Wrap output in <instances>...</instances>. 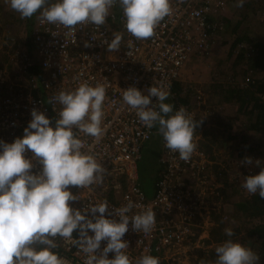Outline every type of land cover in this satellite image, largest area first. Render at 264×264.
<instances>
[{
  "label": "clouds",
  "instance_id": "obj_1",
  "mask_svg": "<svg viewBox=\"0 0 264 264\" xmlns=\"http://www.w3.org/2000/svg\"><path fill=\"white\" fill-rule=\"evenodd\" d=\"M7 2L21 18L37 15L41 23L70 30L80 24H105L110 10L118 4L125 29L136 39L152 37L157 25L173 12L172 0ZM244 3L235 0V7ZM121 39V34L114 33L108 50L119 49ZM107 87V83L82 81L75 88L61 89L49 100L60 105L54 124L44 112L33 108L21 137L12 142L0 139V264H66L56 251L57 237L78 247L84 254L83 264H160V258L147 251L138 258L130 257L128 241L123 239L130 222L135 232L152 231L156 213L151 207H141L129 199L109 212L107 200L82 209L71 203L77 196L70 186L87 188L103 182L105 168L90 147L84 151V141L74 129L95 141L101 138ZM169 97V86L163 82L149 86L146 94L135 86L122 92L123 102L135 110L140 123L157 127L164 146L188 161L197 148L194 133L200 121L194 120L184 106L176 108L168 102ZM29 152L31 155H26ZM253 163L260 170L244 176L242 187L264 198V166L251 157L242 160L245 165ZM37 164L40 167L33 172ZM224 233L227 238L215 246L217 255L211 264H257L259 255L232 239L231 227Z\"/></svg>",
  "mask_w": 264,
  "mask_h": 264
},
{
  "label": "built area",
  "instance_id": "obj_2",
  "mask_svg": "<svg viewBox=\"0 0 264 264\" xmlns=\"http://www.w3.org/2000/svg\"><path fill=\"white\" fill-rule=\"evenodd\" d=\"M227 5V0H172V14L147 39H136L125 29L118 4L110 10L105 24L99 26L86 23L70 30L59 24L41 23L36 16L31 40L40 74L29 73L33 56L21 51L16 60L26 85H18L20 88L15 91V84L0 83V139L6 142L23 135L33 108L44 112L54 124L60 105L49 100L59 90L75 88L82 81L108 84L101 138L95 141L74 129L84 141V151L90 147L105 168L103 182L87 188L70 186L77 196L71 203L82 209L107 200L109 212L129 199L141 207H151L156 213L152 231L135 232L130 222L123 237L128 241L127 252L132 258L147 251L161 260L167 251L191 243L201 231L207 197L214 196L215 185L203 176L206 167L199 147L188 161L180 159L178 153L164 146L157 127L147 128L140 123L135 110L123 102V89L135 86L146 94L149 86L163 82L169 86L168 102L176 108L184 106L195 119L193 112L177 99L174 85L181 81L189 59L205 53L209 42L215 40L225 25ZM114 33L121 34L122 39L119 49L110 51L108 44ZM153 138H158L157 163L161 168L153 179L151 192L146 194L138 163L144 147ZM39 167L37 164L32 171H38ZM77 234L74 231L73 236ZM56 239V251L66 264H83L84 254L77 246ZM104 244L102 241L101 248ZM112 255L109 253L110 258Z\"/></svg>",
  "mask_w": 264,
  "mask_h": 264
},
{
  "label": "rangeland",
  "instance_id": "obj_3",
  "mask_svg": "<svg viewBox=\"0 0 264 264\" xmlns=\"http://www.w3.org/2000/svg\"><path fill=\"white\" fill-rule=\"evenodd\" d=\"M227 2L226 17L223 19L225 25L218 31L215 40L209 42L205 53L189 59L183 69L181 81L177 82L178 87L174 91L177 99L195 116H203L206 130H211L205 134L202 127L194 133L195 142L203 155L201 161L206 167L203 176L208 177L215 187H220L222 181H219V176L224 169V176L233 184L234 194L246 200L251 194L242 187L244 176L259 172L260 167L255 163L242 164V160L251 157L253 162L259 160L264 166V130L257 131L250 128V123L255 118V110L252 109L251 104L241 107L238 101L222 99L220 96L222 91L217 92L216 85L233 83L235 78L240 76L237 82L248 91L249 95L264 94L256 92L257 81L264 80V70L251 66L248 60L252 51L251 44L243 39L236 46H232L236 37L240 38L244 35L255 42L259 40L264 42V0H245L243 7H235V0H227ZM10 9L7 0H0V83L15 84L17 86L15 91H18L20 88L18 85H26V80L20 74L16 57L21 51L35 56V49L32 48L33 53L25 50L28 39H31L34 18L33 20L32 17L21 18L17 13L6 19L4 13ZM27 27L30 28L29 34ZM240 52L243 53V58L237 61ZM2 55H7L8 60L1 61ZM233 72L238 76L232 75ZM246 77L249 80H246ZM250 109L254 114L250 113ZM151 145L153 148L156 147ZM143 154L145 157V152ZM152 159L153 157L148 155V160ZM144 167L145 161L140 160L138 168L142 175L141 183L145 193L149 194L152 184L144 176L146 173ZM147 177L149 178V173ZM222 196L219 192L217 195V191L214 190V196L207 197L203 226L198 236L189 244L167 251L160 261L165 260L167 264H197V260L201 259L204 260L203 264H211L213 255L208 250H214L218 243L227 238L224 233L225 228L241 227V231L232 237L234 240H239L250 220L242 218L233 205ZM214 217L220 218L223 227L218 226ZM216 225L217 231L213 232L211 228ZM219 233L222 234V240L218 242L208 240L212 235L216 236ZM239 241L241 242V238ZM243 244L253 250L258 248L257 244L248 239ZM257 264H264V253L259 255Z\"/></svg>",
  "mask_w": 264,
  "mask_h": 264
},
{
  "label": "trees",
  "instance_id": "obj_4",
  "mask_svg": "<svg viewBox=\"0 0 264 264\" xmlns=\"http://www.w3.org/2000/svg\"><path fill=\"white\" fill-rule=\"evenodd\" d=\"M17 13L18 12L10 9L8 12H5L4 15H5V18L8 19V17L11 18L14 14H17ZM36 16L37 15H33L32 20L33 18L35 19ZM27 28H28L27 33L29 34L30 28L29 27ZM30 38H31V33H30ZM243 39H245L248 43L251 44L252 51L250 55L248 56V60L251 62V66L254 68H259L261 70H264V42L260 40L255 42L251 38H249L247 35H244L240 38L236 37L232 43V46H236L237 44L242 42ZM25 47H26L25 50L31 51L32 53H33V50L35 49L34 44L32 43L31 39H28V44ZM242 58H243V53L242 52L238 53L237 61L240 59L242 60ZM6 60H8V56L2 55L1 61H6ZM33 60H34V64L30 65V68L28 71L29 73H31V75L33 74L35 76H38L40 72H39L38 64L36 63L38 61L36 56H33ZM232 75L238 76L237 73H234V72ZM239 78L240 76L236 77L235 78L236 80L233 81V83L225 82V83H220L217 85L215 84L216 90L217 92L222 91V95H220L222 99L228 100L231 102L238 101L240 102L241 107H245L246 106L245 104H251L252 109L255 110V118L250 123V128L257 130V131L264 130V97L262 98L261 96H257V95H254V96L249 95L248 91H246V89H243L242 86L238 84L239 82H237V80ZM177 87H178V83H175L174 89H176ZM256 92L264 93V80L257 81ZM252 109H250V113L254 114L253 111H251ZM194 120L200 121L199 125L196 128V131H198L202 127L205 130L204 131L205 134L206 132L211 131V130L209 131L206 130L205 128L206 121L205 119H203V116H196ZM155 149H158V150H155ZM148 155L152 156L153 159L148 160ZM158 156H159V148H152L148 152L145 151V157H144V154L142 155V160L145 161L144 168L146 169V173H144V176L147 179L152 180L151 184H153V179L155 178L157 172L161 168V166H159V164L156 162ZM150 172H151V175H149V178H148L147 173L150 174ZM220 174L221 176H219V181L220 182L222 181L221 183L222 185L220 187H215V190L217 191V195H218V192L219 194H222L223 195L222 197L233 205L234 209H236V211L240 213L242 218H246L250 220L248 226H246L245 228L246 231L244 232V234H242L240 237L238 236L239 240L241 238V243H243L245 240L248 239L251 242H254V244H257L258 248L257 249L254 248L256 250H253V251L261 255L262 253H264V198H261L258 194H255V195L251 194L250 197L246 200L243 198L241 199L240 197L238 198V196L234 194V190L232 189L233 184L229 182V180L224 176L225 175L224 169L223 171H221ZM141 179H142V175H140V181ZM141 185L143 186V183ZM214 219L216 223L218 222L219 227H223V224L221 223L219 217H214ZM217 228L218 227L216 225L215 227H212L211 230L213 232H216ZM233 231L235 235L241 231V227H238V226L236 228L234 227ZM211 238L208 240L218 242L223 239L221 233H219L216 236L212 235ZM208 252H210V254L213 255L212 257L214 261L216 259L217 254L212 249H209ZM162 263L167 264L165 260L160 261V264ZM203 263H204V260H201V259L197 260V264H203Z\"/></svg>",
  "mask_w": 264,
  "mask_h": 264
},
{
  "label": "crops",
  "instance_id": "obj_5",
  "mask_svg": "<svg viewBox=\"0 0 264 264\" xmlns=\"http://www.w3.org/2000/svg\"><path fill=\"white\" fill-rule=\"evenodd\" d=\"M153 140V141H152ZM145 147H144V149H143V152H148L149 150H151L152 148H153V146L151 145V144H153V145H155L156 147H158L159 148V146H158V140H154V138L152 139ZM152 146V147H151ZM155 147V148H156ZM151 148V149H150ZM155 150H158V149H155ZM156 162H157V160H156ZM156 166V165H155ZM149 175H151V172H150V174ZM154 176V175H153ZM151 181V183H152V180L151 179H149V182ZM151 189H152V186H151ZM151 192V191H150Z\"/></svg>",
  "mask_w": 264,
  "mask_h": 264
}]
</instances>
